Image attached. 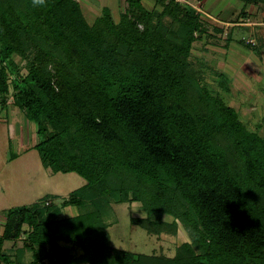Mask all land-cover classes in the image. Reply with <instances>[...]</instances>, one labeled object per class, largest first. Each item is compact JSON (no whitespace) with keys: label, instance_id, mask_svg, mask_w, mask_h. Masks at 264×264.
I'll return each instance as SVG.
<instances>
[{"label":"trees","instance_id":"trees-1","mask_svg":"<svg viewBox=\"0 0 264 264\" xmlns=\"http://www.w3.org/2000/svg\"><path fill=\"white\" fill-rule=\"evenodd\" d=\"M152 2L124 0L118 19L104 6L90 22L79 0H0L1 103L36 124L45 167L86 179L62 202L75 215L57 219L48 202L7 211L6 264L7 238L30 264H264V133L193 63L195 42L211 37L203 12ZM113 202L141 203L146 215L131 223L149 234L181 225L190 239L174 256L117 248L105 220Z\"/></svg>","mask_w":264,"mask_h":264},{"label":"rangeland","instance_id":"rangeland-1","mask_svg":"<svg viewBox=\"0 0 264 264\" xmlns=\"http://www.w3.org/2000/svg\"><path fill=\"white\" fill-rule=\"evenodd\" d=\"M79 1L90 22L101 15L104 6H111L115 18L118 19L119 12L124 6V0L119 2L109 0L107 4L103 3V0ZM143 2L148 8H152V0ZM199 4L206 12L203 14L207 18L211 37H204L203 40L195 42L191 59L196 67L203 64L204 67L200 68L206 82L221 91L226 101L238 110L248 127L263 134L264 25H236L230 28L229 26L235 24L234 21L239 18L242 8H246L250 13L249 21L264 22V2L246 4L242 0H200ZM232 11L234 13L229 14ZM248 18L242 16L240 20ZM216 28H222L223 32L216 31ZM228 32H231L232 37L230 43L227 40ZM245 40L253 41L255 45L247 47L242 43ZM216 72H223L228 79L231 85L228 92L219 86L220 76ZM13 109L17 110L20 113L19 118H22L23 113L11 101L0 111V215L6 217L7 211L12 207L31 206L35 203L44 205L46 202L54 209L60 208L57 219L81 212L82 210L76 206L62 207V202L73 190L84 185L86 179L77 172H54L51 168L45 167L37 149L33 146L26 148L27 142L31 145L41 139L37 131L19 132V128L17 133L11 131L9 134L11 144L8 145L7 129L10 123L7 117H12ZM29 122L34 124L31 120ZM8 155H17L19 158L10 160ZM145 215L146 210L139 202L120 204L113 202L105 217L109 224L112 245L136 253L174 256L177 247L182 242L189 241V234L181 225L176 234L163 232L158 235L149 234L140 226L132 225V216ZM166 219L171 221L172 217L168 216ZM16 242L17 246L22 245L20 239L7 238L5 252L15 261L14 264H30L32 252L23 249L24 252L21 253L13 249ZM73 252L79 254L81 249L75 248ZM0 264L6 263L0 260Z\"/></svg>","mask_w":264,"mask_h":264},{"label":"crops","instance_id":"crops-1","mask_svg":"<svg viewBox=\"0 0 264 264\" xmlns=\"http://www.w3.org/2000/svg\"><path fill=\"white\" fill-rule=\"evenodd\" d=\"M111 1V0H110ZM109 0H103V3H106L107 4V2H110ZM202 1H204V0H202ZM117 2H119V0H117ZM230 5H231V2H230ZM229 5V6H230ZM109 6H110V4H109ZM228 6V7H229ZM109 8H111V6L109 7ZM112 9V8H111ZM231 10H233V9H231ZM234 11H235V9H234ZM234 11H232L231 13H229V14H233L234 13ZM229 16V15H228ZM247 20V21H246ZM246 20H244V22H239V23H235L236 25H244V26H247V25H252V26H263L264 25V22H254V21H249V18L248 19H246ZM229 23H232V22H229ZM241 23V24H240ZM251 40V39H250ZM253 44H255L254 42H253ZM245 56V55H244ZM246 57V56H245ZM258 64H260V63H258ZM254 70V69H253ZM246 73H247V71H245ZM244 72V73H245ZM264 94V93H263ZM11 100H9V101H7L6 103H1V100H0V111H1V109H3L4 108V106H5V104H8L9 102H10ZM15 106V105H14ZM16 107V106H15ZM19 109V108H18ZM21 113H23L22 111H21ZM1 114V113H0ZM19 112L17 111V110H15V109H13V111H12V117H7L8 119V123H10V125H8V129H7V133H8V139H7V142H8V145L10 146V144H11V140H10V138H9V134H10V132L11 131H13V132H15L16 131V133H17V129L19 128L20 129V131L19 132H23L24 130H28L30 133H32V131L34 132H36L37 131V127H36V124L34 123V124H30V122H29V120L27 119V117L24 115V113L22 114L23 116H22V118H19ZM24 119H26V120H24ZM11 121V122H10ZM37 142H33V143H31V145H29V143L27 142L26 144V148L28 147V146H35V144H36ZM10 160H13V158H15V159H17V158H19V156H17V155H15V156H13V155H11V156H7ZM0 163H1V159H0ZM5 223H6V217L4 216V215H0V237L3 235V233H4V229H5ZM6 248H7V246H6V244H5V242H4V244H3V250L4 251H6Z\"/></svg>","mask_w":264,"mask_h":264},{"label":"built area","instance_id":"built-area-1","mask_svg":"<svg viewBox=\"0 0 264 264\" xmlns=\"http://www.w3.org/2000/svg\"><path fill=\"white\" fill-rule=\"evenodd\" d=\"M188 3H190L192 6H194L197 10L201 12H205L204 9L199 4L200 0H186ZM206 13V12H205ZM252 40V39H251ZM250 41V40H249ZM253 42V41H251Z\"/></svg>","mask_w":264,"mask_h":264},{"label":"clouds","instance_id":"clouds-1","mask_svg":"<svg viewBox=\"0 0 264 264\" xmlns=\"http://www.w3.org/2000/svg\"><path fill=\"white\" fill-rule=\"evenodd\" d=\"M32 5L34 7H45L47 5V0H32Z\"/></svg>","mask_w":264,"mask_h":264}]
</instances>
